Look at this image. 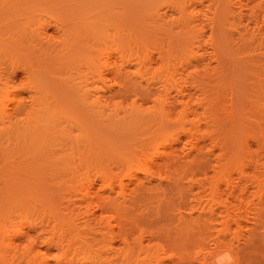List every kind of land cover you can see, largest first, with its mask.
Instances as JSON below:
<instances>
[{
    "label": "bare ground",
    "instance_id": "6f19581e",
    "mask_svg": "<svg viewBox=\"0 0 264 264\" xmlns=\"http://www.w3.org/2000/svg\"><path fill=\"white\" fill-rule=\"evenodd\" d=\"M241 241L264 243V0H0V264H229Z\"/></svg>",
    "mask_w": 264,
    "mask_h": 264
},
{
    "label": "rangeland",
    "instance_id": "374dc122",
    "mask_svg": "<svg viewBox=\"0 0 264 264\" xmlns=\"http://www.w3.org/2000/svg\"><path fill=\"white\" fill-rule=\"evenodd\" d=\"M37 15H43V14H37ZM8 50V49H7ZM6 51V50H5ZM5 51H4V53H5ZM11 51V50H10ZM10 51H6V55H8V53L10 52ZM13 52V51H12ZM14 53V52H13ZM9 54H11V52L9 53ZM5 54H3V56H6ZM16 55V54H15ZM2 56V57H3ZM9 56H11L10 58L11 59H9ZM7 57V56H6ZM4 58V59H7V61H8V59H9V62H10V60H12L13 59V57L14 56H12V55H8V57L7 58ZM14 59H19V58H14ZM16 60H14L15 62H16ZM2 61H3V59H2ZM7 61H5V63H3V64H1L2 65V67H3V65H6L8 62ZM13 61V60H12ZM11 63V62H10ZM10 63L9 64H7V66H4V70H5V72L4 73H7V75H8V72H10V77H14L17 81H19L18 83H17V91H19V92H24L25 91V89H24V87H25V84H26V81L28 80V78H27V80H26V75L27 74H24V73H27V72H24V71H26L25 70V67L23 66V64H21V63H23V62H19V60H17V62H16V64L17 65H15V64H13V66L12 65H10ZM19 63V64H18ZM12 64V63H11ZM11 67H10V66ZM21 65H22V68H21ZM9 66V67H8ZM20 68H19V67ZM2 67H1V70H3L2 69ZM18 68V69H16V68ZM12 68V69H11ZM14 68V69H13ZM16 69V70H15ZM3 70V71H4ZM6 70H8V71H6ZM14 71H15V73H14ZM24 72V73H23ZM12 73V74H11ZM15 75H14V74ZM12 75V76H11ZM5 76H6V74H5ZM9 76V75H8ZM12 77V78H13ZM14 79V80H15ZM16 81V82H17ZM16 82H15V85H16ZM28 82V81H27ZM24 89V90H23ZM26 95L28 96V92L26 91V93H25V95H24V98L26 97ZM23 98V99H24ZM27 98H29V97H26L25 98V102L26 101H28V100H26ZM30 99V98H29ZM22 101V100H21ZM30 101V100H29ZM29 101L26 103V105H29L28 103H29ZM21 103H24V100H23V102H21ZM25 104V103H24ZM203 124H205V122L203 123ZM203 126H205V125H203ZM206 127V126H205ZM185 141V140H184ZM186 142V141H185ZM185 142H183V145H182V148H184V147H186L184 144H185ZM251 143V142H250ZM252 144V143H251ZM250 144V145H251ZM252 147H255L253 144H252ZM253 149H255V148H253ZM215 164H216V162H215V160H212V163H211V166H210V168L208 169V170H210L209 172H208V175H209V180L208 181H201L202 183H204L205 184V186L206 187H210L212 184H214L213 182H214V180H213V178H212V176H213V174H214V167H216L215 166ZM202 177V176H201ZM204 178H205V176H203ZM202 177V178H203ZM212 178V179H211ZM185 182H183L182 181V183L181 184H183V191L185 190H189V181L188 180H184ZM198 186H196L195 187V190H197L198 188H197ZM190 191V190H189ZM172 194L174 195V196H172ZM171 195H169L168 197H171L172 196V198H170L171 200L169 201L170 202V204H171V206L173 207H176L177 205H179L180 203H182V202H184V200H181L179 197H177L176 195H178V194H174V193H172ZM179 196V195H178ZM190 197H193V196H190ZM179 198V199H178ZM189 198V197H188ZM169 199V198H168ZM192 200L193 201V199L192 198H189V200ZM188 200V199H187ZM186 200V201H187ZM190 200V201H191ZM179 201H182V202H179ZM190 201H188V202H190ZM189 204V203H188ZM190 204H191V202H190ZM175 212V211H174ZM174 212H173V214H174ZM168 213H170L169 215H167ZM163 215V216H162ZM162 215L159 217V216H157V217H155V218H152L153 219V222L154 223H156V222H158V221H160V222H162V221H164V222H167V223H169V224H166L167 226H168V229H170V230H172V231H174V229L173 228H175V227H173V226H176V224L175 223H173L172 224V222L171 221H169V220H172L173 218H174V215H172V211H170V212H167V213H162ZM166 215H167V218H166ZM169 216V217H168ZM164 222H162V223H164ZM159 224V223H158ZM161 224V223H160ZM159 224V225H160ZM148 225V224H147ZM143 226V225H142ZM163 240H165V242H166V240H167V238H165V237H163ZM168 241V240H167ZM263 241H261V246H260V249H255V250H251L250 249V247H249V245L246 243V242H244V241H241L240 243H238V244H235L234 246H227L226 247V253L225 254H227V258L228 257H230V264H234V262H236V261H239L241 264H264V243H262ZM168 242H166V244H167ZM171 243V242H170ZM169 244V243H168ZM164 245H165V243H164ZM169 246H170V244H169ZM198 246H199V241H196V242H194L193 244H191V246H189L188 247V252H190L191 254H194L195 252H197L198 251ZM170 248H172L171 246H170ZM166 250H167V252L169 253V254H172L171 253V249H169L168 247H166L165 248ZM173 249V248H172ZM229 261V260H228Z\"/></svg>",
    "mask_w": 264,
    "mask_h": 264
},
{
    "label": "clouds",
    "instance_id": "9594fccd",
    "mask_svg": "<svg viewBox=\"0 0 264 264\" xmlns=\"http://www.w3.org/2000/svg\"><path fill=\"white\" fill-rule=\"evenodd\" d=\"M226 256H227V254H226ZM228 260H229V264H230V257H228Z\"/></svg>",
    "mask_w": 264,
    "mask_h": 264
}]
</instances>
